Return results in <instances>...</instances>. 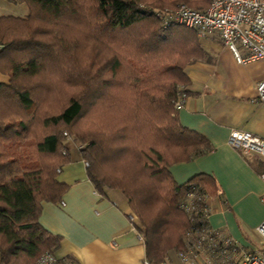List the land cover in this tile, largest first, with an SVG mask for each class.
I'll return each mask as SVG.
<instances>
[{"label": "trees", "instance_id": "trees-1", "mask_svg": "<svg viewBox=\"0 0 264 264\" xmlns=\"http://www.w3.org/2000/svg\"><path fill=\"white\" fill-rule=\"evenodd\" d=\"M21 1L28 15L0 17L1 264H38L59 250L39 218L66 191L57 178L69 141L81 144L98 192L126 197L149 264L189 253L212 228L182 208L188 194L221 195L209 175L181 185L170 171L212 151L174 107L205 52L196 31L165 29L157 14L209 0Z\"/></svg>", "mask_w": 264, "mask_h": 264}, {"label": "crops", "instance_id": "crops-1", "mask_svg": "<svg viewBox=\"0 0 264 264\" xmlns=\"http://www.w3.org/2000/svg\"><path fill=\"white\" fill-rule=\"evenodd\" d=\"M5 8L6 3L0 4V13ZM199 39L205 57L186 69L188 97L178 119L182 127L207 139L212 151L173 165L170 171L181 185L196 175L211 176L221 194L209 202L212 230L246 251L264 254L258 232L264 221V158L249 159L228 144L233 130L264 139V105L257 95L264 60L239 64L217 39ZM5 79L0 73V83ZM67 147L70 161L57 178L66 191L59 202H43L39 218L45 230L61 238L56 258L74 264H147L145 241L126 197L117 190L98 192L88 177L82 147L75 141ZM163 264L185 263L178 253H171ZM197 264L209 261L201 258Z\"/></svg>", "mask_w": 264, "mask_h": 264}, {"label": "built area", "instance_id": "built-area-1", "mask_svg": "<svg viewBox=\"0 0 264 264\" xmlns=\"http://www.w3.org/2000/svg\"><path fill=\"white\" fill-rule=\"evenodd\" d=\"M157 18L165 29L179 26L196 31L202 39H217L231 51L239 64L264 60V0H209V6L204 10L182 4L172 11H158ZM257 95L264 105V80L257 86ZM187 97L186 92L179 93L174 102L177 111L183 109ZM228 144L249 159L256 156L264 158V139L252 133L233 130ZM261 179L264 182V172ZM210 199L208 195L191 191L182 208L189 214L200 210L209 219ZM258 232L264 239V221ZM181 257L185 264H197L201 258H206L209 264H264L263 253L246 251L233 239L222 237L213 230L204 231L191 251ZM38 264H58V259L46 254Z\"/></svg>", "mask_w": 264, "mask_h": 264}, {"label": "rangeland", "instance_id": "rangeland-1", "mask_svg": "<svg viewBox=\"0 0 264 264\" xmlns=\"http://www.w3.org/2000/svg\"><path fill=\"white\" fill-rule=\"evenodd\" d=\"M8 1L7 0H0V4H3V2L6 3V8H5L4 13H0V14H7V15L19 16V17H25L26 15H28L29 10H28L27 5L24 2H22L21 0H15V1H17V3L14 4V3H11ZM178 7L179 6H177V8ZM179 28H181V27H179ZM133 219H135V223L137 225H139L138 218L135 216Z\"/></svg>", "mask_w": 264, "mask_h": 264}]
</instances>
